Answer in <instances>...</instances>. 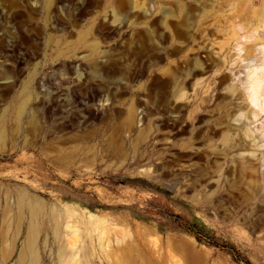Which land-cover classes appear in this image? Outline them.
I'll use <instances>...</instances> for the list:
<instances>
[{
  "label": "rangeland",
  "instance_id": "374dc122",
  "mask_svg": "<svg viewBox=\"0 0 264 264\" xmlns=\"http://www.w3.org/2000/svg\"><path fill=\"white\" fill-rule=\"evenodd\" d=\"M261 42L264 0H0V264L69 224L92 264H264Z\"/></svg>",
  "mask_w": 264,
  "mask_h": 264
},
{
  "label": "bare ground",
  "instance_id": "6f19581e",
  "mask_svg": "<svg viewBox=\"0 0 264 264\" xmlns=\"http://www.w3.org/2000/svg\"><path fill=\"white\" fill-rule=\"evenodd\" d=\"M258 50L261 53V57L263 59L261 61H257V58H252L251 60H249L245 64L246 69L236 73L237 77L239 76L241 81L239 84L232 87V90L236 91L240 87L243 88V92L245 93V98L247 101L246 106H245L246 108L242 109L240 112V116L244 117L245 120H247V126L245 128L244 134L246 135V137L248 136L252 137V139L254 140V144L257 146L259 145V147H261L260 146L261 144H259V142L264 141V42H261L260 46L258 47ZM239 51L240 52L243 51V48H241V46L239 47L238 52ZM251 124H255V125L252 126ZM229 139H230V135L228 133H224L223 135L224 142H228ZM257 146L254 147V150L252 148V150L256 151L257 149L259 151V148H257ZM31 221H33V219ZM7 229L9 230V227H7ZM7 229L1 231L3 232L2 239L7 236V235L5 236V233H4V231L7 233ZM66 230H69V231H67V236L65 240L63 241V243L60 245V248L58 251L59 264H92L91 263L92 262L91 252L89 251V249L87 250L85 247L81 248V246H79L78 244V242H80L79 236L81 234L79 228H77L76 225L69 224V225H66ZM62 232L63 231L61 229L60 224L53 227L52 233L55 235L56 239H59ZM39 233H40V228H36L35 225L30 227L27 233L25 248L22 249L19 253L17 252L18 256H17L16 262L18 264H39L40 263L41 248L38 246ZM49 241L50 239L46 240V245ZM110 243L111 241H109V244ZM3 244L4 243H2V246ZM6 250H8V247L2 250L1 264H5L10 259H12L11 258L12 253L10 252L8 253Z\"/></svg>",
  "mask_w": 264,
  "mask_h": 264
},
{
  "label": "trees",
  "instance_id": "16d2710c",
  "mask_svg": "<svg viewBox=\"0 0 264 264\" xmlns=\"http://www.w3.org/2000/svg\"><path fill=\"white\" fill-rule=\"evenodd\" d=\"M188 230L190 232L194 233L196 238L199 241H206V242H208L211 245L219 246V247H222V248H223V246H226V244H221V243H219L218 241H216L214 239H209V238L205 237L204 235H202V231L199 228H197L195 225H191L190 227H188Z\"/></svg>",
  "mask_w": 264,
  "mask_h": 264
}]
</instances>
